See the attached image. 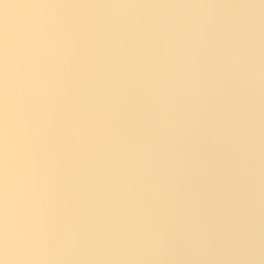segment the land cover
Masks as SVG:
<instances>
[{"label": "rangeland", "instance_id": "1", "mask_svg": "<svg viewBox=\"0 0 264 264\" xmlns=\"http://www.w3.org/2000/svg\"><path fill=\"white\" fill-rule=\"evenodd\" d=\"M49 2L81 26L70 67L54 70L63 89L54 100L61 134L54 142L63 148L65 181L54 224L83 223L92 235L79 250H49L29 264H264V0ZM40 3L0 0V71L5 41L21 38L25 19ZM192 8L208 10L215 23L179 47L171 59L162 58L159 46L175 21ZM123 10L133 11L134 17L124 16ZM163 11L168 24L158 23ZM127 19L148 28L146 38L130 33L124 26ZM225 20L240 25L234 43L225 36ZM101 25L113 27L115 34L103 44L97 77L115 80L116 61L125 54L138 68L118 110L104 120L89 146L91 153L110 135L127 134L139 159L101 160L97 168L131 170L147 164L149 176L136 172L134 186L124 194L95 184L82 169L75 145L60 143L73 127L69 117L78 99L79 73L97 50L95 31ZM161 80L169 86L154 92L152 86ZM0 98L2 110V91ZM162 108L167 123L159 119ZM85 194L90 202L81 212ZM146 226L165 231L162 249L144 246L117 254L92 239L97 233L134 237ZM201 238L206 240L203 247L196 242Z\"/></svg>", "mask_w": 264, "mask_h": 264}, {"label": "clouds", "instance_id": "2", "mask_svg": "<svg viewBox=\"0 0 264 264\" xmlns=\"http://www.w3.org/2000/svg\"><path fill=\"white\" fill-rule=\"evenodd\" d=\"M185 12L184 18L175 21L172 33L159 46L162 58L171 59L179 47L189 39L195 41L203 36L209 25L215 23L206 9L192 8ZM123 15L134 17L135 13L123 10ZM167 16L168 13L163 11L158 23L168 24ZM124 26L138 37L146 38L149 31L135 19L125 20ZM222 26L226 37L233 43L238 40V22L225 20ZM80 27L79 21L69 19L49 0H41L25 19L21 38H9L3 45L0 71L3 97L0 110V264L6 261L29 264L49 250H79L87 236L92 235L83 223L62 227L54 224L55 208L65 191L61 174L63 148L54 142L61 135L57 129L54 100L63 94L56 71L70 67L79 47ZM95 34L99 41L97 50L90 54L79 73L78 99L75 111L69 117L73 127L63 135L60 143L75 145L82 169L92 175L95 184L124 194L134 186L136 172L149 176L147 164L131 170L119 166L97 168L101 160L139 159L127 134L110 135L104 145L93 146L91 153L89 146L104 120L118 110L119 99L138 68L134 59L125 54L116 61L117 78L107 82L100 80L96 68L103 44L115 34V29L101 25ZM168 86L167 80H161L152 87L154 92L162 93ZM159 119L168 122L163 108ZM151 150L149 146L145 155ZM89 202L90 198L85 194L81 212L86 211ZM92 239L99 248L130 254L144 246L162 249L166 233L163 229L146 226L134 237L97 233ZM196 242L202 247L206 244L203 238Z\"/></svg>", "mask_w": 264, "mask_h": 264}, {"label": "crops", "instance_id": "3", "mask_svg": "<svg viewBox=\"0 0 264 264\" xmlns=\"http://www.w3.org/2000/svg\"><path fill=\"white\" fill-rule=\"evenodd\" d=\"M0 102H1V98H0Z\"/></svg>", "mask_w": 264, "mask_h": 264}]
</instances>
